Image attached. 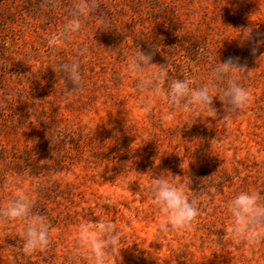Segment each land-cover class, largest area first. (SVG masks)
Listing matches in <instances>:
<instances>
[{
  "label": "rangeland",
  "instance_id": "rangeland-1",
  "mask_svg": "<svg viewBox=\"0 0 264 264\" xmlns=\"http://www.w3.org/2000/svg\"><path fill=\"white\" fill-rule=\"evenodd\" d=\"M76 2L0 0V208L32 189L51 240L26 254L25 221L0 219V264H68L77 227L105 220L120 236L106 264H264V241L231 238L226 209L241 190L264 202V44L255 43L264 0H96L66 41ZM140 51L153 54L145 71L164 66L159 92L139 90L126 71ZM229 57L242 67L233 72L250 94L246 108L226 113L213 97L193 123L167 103L169 81L205 84ZM73 59L84 82L76 91L56 71ZM162 171L198 200L187 229L159 231L165 218L149 186Z\"/></svg>",
  "mask_w": 264,
  "mask_h": 264
},
{
  "label": "clouds",
  "instance_id": "clouds-1",
  "mask_svg": "<svg viewBox=\"0 0 264 264\" xmlns=\"http://www.w3.org/2000/svg\"><path fill=\"white\" fill-rule=\"evenodd\" d=\"M98 7L96 0H77L72 6L69 17L61 29V38L70 39L82 27V21L87 18L93 9ZM240 43L252 41L251 30L241 33ZM257 47L264 44V40L255 41ZM256 47L252 48L255 54ZM152 53L139 52L130 54L127 58L126 71L136 74V86L139 90L145 89L159 92L160 82L165 79L164 66L159 71H145L152 60ZM242 68L237 64V58L229 57L224 62L214 65L208 82L193 87L188 78H177L169 81L166 88L167 103L173 107H183L195 122L197 117L203 116L198 112L200 108H209L213 97H218L223 103L226 113L238 111L247 107L250 94L241 86L239 77L233 69ZM56 71L61 73L74 86L72 91L84 87L79 62L76 59L61 61ZM215 93V95L213 94ZM145 97L144 102H147ZM211 108V107H210ZM162 171L155 176L149 186L153 194L155 205L164 216L159 224V231L167 233L173 230H184L191 226L199 215L198 200L189 198L185 187L177 184ZM190 178L181 182L189 188ZM34 198L32 189L25 188L15 193L14 197L4 207L0 208V219L6 221H25L23 227V249L26 254L47 249L51 243L49 224L33 212ZM226 209L232 218L229 235L239 242H246L256 246L264 241V202L260 195L252 190H241L226 202ZM118 227L110 221H101L94 228L87 224H80L76 229L75 247L69 250L68 264H106L108 253L119 251L120 236Z\"/></svg>",
  "mask_w": 264,
  "mask_h": 264
}]
</instances>
